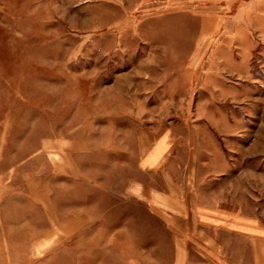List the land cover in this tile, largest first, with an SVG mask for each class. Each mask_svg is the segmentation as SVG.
<instances>
[{
    "label": "rangeland",
    "instance_id": "obj_1",
    "mask_svg": "<svg viewBox=\"0 0 264 264\" xmlns=\"http://www.w3.org/2000/svg\"><path fill=\"white\" fill-rule=\"evenodd\" d=\"M143 125L264 226V0H0V264H171L127 193Z\"/></svg>",
    "mask_w": 264,
    "mask_h": 264
},
{
    "label": "crops",
    "instance_id": "obj_2",
    "mask_svg": "<svg viewBox=\"0 0 264 264\" xmlns=\"http://www.w3.org/2000/svg\"><path fill=\"white\" fill-rule=\"evenodd\" d=\"M136 143L142 178L131 180L127 193L171 234V264H248V256L264 264V226L210 192L208 170L216 164L203 158L201 140L143 125Z\"/></svg>",
    "mask_w": 264,
    "mask_h": 264
}]
</instances>
